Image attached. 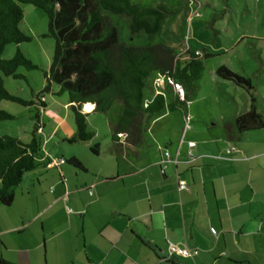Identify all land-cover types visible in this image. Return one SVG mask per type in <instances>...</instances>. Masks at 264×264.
<instances>
[{"label": "crops", "instance_id": "0c3cea01", "mask_svg": "<svg viewBox=\"0 0 264 264\" xmlns=\"http://www.w3.org/2000/svg\"><path fill=\"white\" fill-rule=\"evenodd\" d=\"M255 107L264 116L256 101ZM246 108L233 109L228 118ZM170 116L167 110L159 113L134 153L117 155L108 143L104 156L99 149L90 157L71 153L57 164L60 157L41 152L51 163L28 176L30 186L38 187L36 212L16 216L0 208L1 259L15 264H264V129L229 141L222 125L204 129L186 113L181 132L169 129L163 139L153 135V127ZM72 158L82 169L62 167ZM34 224L38 231L30 232ZM16 235L31 240L18 247ZM169 245L196 254L168 258Z\"/></svg>", "mask_w": 264, "mask_h": 264}, {"label": "trees", "instance_id": "16d2710c", "mask_svg": "<svg viewBox=\"0 0 264 264\" xmlns=\"http://www.w3.org/2000/svg\"><path fill=\"white\" fill-rule=\"evenodd\" d=\"M19 4L37 7L46 15L47 32L43 38L53 39L54 51L49 70L43 73L46 85L36 99L43 108L45 102L41 99L51 92V87L56 88L52 95L67 94L66 104L75 128L72 137L66 139L67 143L91 142L95 133L87 129L86 118L92 113L105 114L116 102L121 103V112L110 122L109 128L110 145L117 155L139 149L147 138L149 122L163 110L180 111L185 117L196 83L204 74L200 52L180 53L165 44L137 48L120 43L118 28L108 14L127 17L132 34L155 35L166 17L174 12L163 3L156 7H140L130 0H0V102L22 106L34 103L3 88V78L25 79L17 72L19 68L39 69L19 48L11 57H1L6 46L30 40L19 28L23 19ZM210 56L209 52L204 53V58ZM151 73L161 78L163 85L157 89L153 82L154 95L146 100L144 90L149 86ZM214 73L218 79L246 91L249 98L245 112L222 124L226 139L236 141L243 132L264 129V116L256 111L249 78L224 66L216 68ZM13 118L9 112L0 110V122ZM34 119L27 143L14 136L0 135V205L4 207L13 201L14 188L20 185L26 173L51 163L48 157H43L37 138L42 127L38 110ZM89 151L96 155L98 145H92ZM59 159L64 162L63 158ZM66 163L82 169L73 158ZM0 264L15 263L0 257Z\"/></svg>", "mask_w": 264, "mask_h": 264}, {"label": "rangeland", "instance_id": "374dc122", "mask_svg": "<svg viewBox=\"0 0 264 264\" xmlns=\"http://www.w3.org/2000/svg\"><path fill=\"white\" fill-rule=\"evenodd\" d=\"M130 2L137 3L140 7H156L163 3L174 12L166 17L155 35L143 32L132 34L127 17L108 14L109 19L118 28L120 43L137 48L165 44L180 53L200 52L204 74L196 83L197 87L186 113L199 121L202 128L205 129L214 122L220 126L223 124H220V119L232 115L233 109L239 112V108L244 104L247 108L249 106L246 91L214 75L216 68L222 66L239 76L249 78L253 87L250 94L256 104L264 110V0H130ZM19 7L23 14L19 28L30 40L22 44L6 46L1 57L9 58L19 48L39 69L25 71L19 68L17 72L25 79L3 78V88L24 101L34 103L22 106L18 103L1 101L0 110L9 112L14 118L0 122V135L14 136L22 143H27L38 110L42 127L37 138L41 142L42 152L46 154L50 152L51 159L67 157L66 155L71 153L78 158H82L84 153L88 157L93 156L89 149L94 144L98 145L100 156H104L105 146L110 143L109 124L119 117L121 103L116 102L105 114L92 113L86 118L87 129L95 133L91 142L67 143L66 137L67 139L72 137L75 131L74 119L66 104L67 94L52 95L56 92V88L51 87V92L45 93L41 99L45 102L43 108L38 105L36 99V95L46 85L43 73L49 70L54 51L53 39L43 38L47 32L46 15L32 5L19 4ZM205 52H209L211 56L204 58ZM155 78L156 75L152 73L148 77L149 86L144 90L146 100L154 95ZM167 113L173 116L153 127L152 134L160 139H163L165 132L170 133L172 130L174 134L178 129L181 132L183 127L180 111H167ZM158 116L159 114L149 122L148 130ZM63 166L69 167L67 163ZM44 169L46 167L39 166L34 171L41 172ZM34 171L26 173L20 185L15 186L13 201L6 207L0 205L2 211H8L16 216L21 211L29 212L30 215L36 212L38 187L30 186L32 183L28 179L29 174L30 177L33 176ZM33 183L37 185L36 181ZM36 228L37 224L32 225L30 232L38 231ZM14 239L18 247L27 246L28 241L31 240L28 235H16ZM36 253L39 255V249Z\"/></svg>", "mask_w": 264, "mask_h": 264}, {"label": "built area", "instance_id": "2783aa9c", "mask_svg": "<svg viewBox=\"0 0 264 264\" xmlns=\"http://www.w3.org/2000/svg\"><path fill=\"white\" fill-rule=\"evenodd\" d=\"M195 54H197V52H195ZM154 83H155V87L158 89V88L162 87L163 80L161 78H156L154 80ZM188 145L191 146L192 144L189 143ZM62 162H63V160H61V159H58L56 161L57 164H60ZM178 187H179V189H182V190L185 189L186 188L185 182L180 180L178 182ZM88 193H90V192H88ZM165 251H166V255L168 258H177V257L187 258V257L193 256L194 254H196V250H187V249H185L181 246H177V245H169Z\"/></svg>", "mask_w": 264, "mask_h": 264}, {"label": "bare ground", "instance_id": "6f19581e", "mask_svg": "<svg viewBox=\"0 0 264 264\" xmlns=\"http://www.w3.org/2000/svg\"><path fill=\"white\" fill-rule=\"evenodd\" d=\"M85 111H88V110H85Z\"/></svg>", "mask_w": 264, "mask_h": 264}]
</instances>
